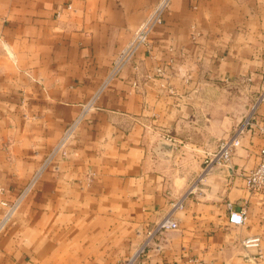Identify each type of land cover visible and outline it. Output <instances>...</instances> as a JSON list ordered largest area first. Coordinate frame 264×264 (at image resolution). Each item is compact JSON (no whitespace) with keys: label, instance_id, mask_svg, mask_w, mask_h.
Instances as JSON below:
<instances>
[{"label":"crops","instance_id":"crops-1","mask_svg":"<svg viewBox=\"0 0 264 264\" xmlns=\"http://www.w3.org/2000/svg\"><path fill=\"white\" fill-rule=\"evenodd\" d=\"M159 2L0 0V222L26 189L0 264H121L141 247L133 264L264 263V193L242 179L256 135L188 193L257 97L264 0H168L148 47L111 76ZM179 199L177 228L153 234Z\"/></svg>","mask_w":264,"mask_h":264},{"label":"built area","instance_id":"built-area-1","mask_svg":"<svg viewBox=\"0 0 264 264\" xmlns=\"http://www.w3.org/2000/svg\"><path fill=\"white\" fill-rule=\"evenodd\" d=\"M167 3L168 0H160V2L150 10L145 20L133 31L129 42L120 50L114 61L113 68L110 73L111 76L117 75L119 71L123 68V66H125L134 58L140 48L148 47L149 37L151 33L156 27H158L162 23V17L167 7ZM263 102L264 74L260 78L258 94L251 107L249 108V112L244 117L241 124L234 130L233 134L219 143L215 152L205 154V157L202 162L201 172L199 173L195 182L189 188L188 193L195 189L196 184H199L214 166H229V164L231 163L233 150L239 147L241 137L246 132H250L251 134L256 135L260 139L261 145L258 151L259 161L257 165L242 174L244 186L250 194L264 193V118H259L257 115V109ZM70 131L71 127L68 128L67 132L65 133V136H67ZM33 183L34 180L31 181L29 187H31ZM25 191L26 189L21 193V196L15 200V202L10 205H7V211L0 222V230L3 228L12 213L17 208ZM2 205L6 204L2 203ZM181 207V199L171 202L169 213L157 223L153 230V234H159L160 232L165 230L176 229L177 223L172 218V214ZM227 207L229 210L228 222L233 225H242L246 219L245 210L241 209V211L235 212L231 209V204H228ZM259 242L260 237L258 235H253L242 240L241 244L245 248H258ZM143 249V247L139 248L130 260L122 262L121 264H133L134 259L143 252ZM255 259L262 261L260 255ZM260 264L264 263L260 262Z\"/></svg>","mask_w":264,"mask_h":264}]
</instances>
